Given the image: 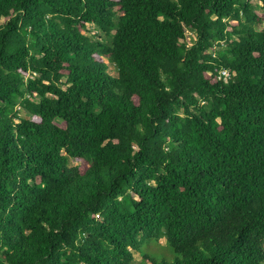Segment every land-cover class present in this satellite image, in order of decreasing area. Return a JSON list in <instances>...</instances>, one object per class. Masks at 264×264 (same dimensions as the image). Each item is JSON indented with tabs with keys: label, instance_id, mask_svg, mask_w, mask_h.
<instances>
[{
	"label": "trees",
	"instance_id": "trees-1",
	"mask_svg": "<svg viewBox=\"0 0 264 264\" xmlns=\"http://www.w3.org/2000/svg\"><path fill=\"white\" fill-rule=\"evenodd\" d=\"M263 20L0 0V264H264Z\"/></svg>",
	"mask_w": 264,
	"mask_h": 264
},
{
	"label": "rangeland",
	"instance_id": "rangeland-1",
	"mask_svg": "<svg viewBox=\"0 0 264 264\" xmlns=\"http://www.w3.org/2000/svg\"><path fill=\"white\" fill-rule=\"evenodd\" d=\"M258 11L259 8L255 7ZM258 15L260 16V11L258 12ZM262 25L264 26V20L262 22ZM193 37L192 33H189ZM109 72L112 74H115V69L113 65H109ZM140 250L142 254L147 255L148 257L156 260H167V261H173L175 258V253L165 244L164 239H160L159 241L154 240H144L142 241L140 245ZM141 256L138 252H134V263L139 264L141 261Z\"/></svg>",
	"mask_w": 264,
	"mask_h": 264
},
{
	"label": "built area",
	"instance_id": "built-area-1",
	"mask_svg": "<svg viewBox=\"0 0 264 264\" xmlns=\"http://www.w3.org/2000/svg\"><path fill=\"white\" fill-rule=\"evenodd\" d=\"M220 75L223 77V78H226L228 76V71L225 70V69H222L221 72H220Z\"/></svg>",
	"mask_w": 264,
	"mask_h": 264
}]
</instances>
